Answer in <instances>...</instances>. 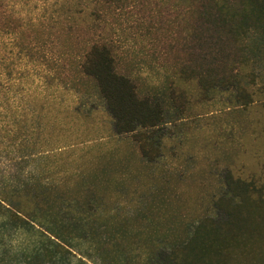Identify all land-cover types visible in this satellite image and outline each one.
Masks as SVG:
<instances>
[{"label": "rangeland", "instance_id": "1", "mask_svg": "<svg viewBox=\"0 0 264 264\" xmlns=\"http://www.w3.org/2000/svg\"><path fill=\"white\" fill-rule=\"evenodd\" d=\"M53 1L31 0L15 10L35 16L44 6L48 14ZM108 21L117 71L129 73L140 95L160 103L164 119L114 133L96 84L78 70L86 35L35 28L31 37L14 38V60L24 42L35 48L28 62L11 63L10 77V53H0V264H110L95 244L114 260L137 249L141 257L130 264H160L147 254L181 245L201 218L215 216L212 201L224 192L225 174L264 183V102L241 105L220 88L203 96L193 84L184 86L191 95L171 97L177 27L172 12L155 0L115 10ZM37 57L41 64L31 60ZM140 144L153 161L141 156ZM35 189L93 200L95 206L82 211L91 216L78 226L88 221L83 227L98 231L94 246L80 241L63 251L44 238L42 217V224L13 217V192ZM59 214L62 222L72 215L68 206Z\"/></svg>", "mask_w": 264, "mask_h": 264}, {"label": "trees", "instance_id": "2", "mask_svg": "<svg viewBox=\"0 0 264 264\" xmlns=\"http://www.w3.org/2000/svg\"><path fill=\"white\" fill-rule=\"evenodd\" d=\"M142 1L145 0H54L48 14L43 6L44 11L32 16L15 10V6L27 9L31 0H0V38L8 36L10 39L9 44H0V53H10L16 41L13 43V39L31 37L35 28L52 30L57 36L62 33L72 38L86 35L78 70L96 84L112 117L114 133L128 134L137 127L157 126L164 119L160 103L149 95H140L137 82L129 73L117 71V46L107 39L108 20L113 12L128 5L137 6ZM155 1L172 12L177 27L175 75L169 80L171 97L191 95L184 86L193 84L203 96L220 88L231 90L241 105L259 99L264 102V0ZM36 4L33 10L38 8ZM33 48L32 44L24 42L15 60L10 53L6 77L12 74L9 66L13 61L14 64L21 60L28 62ZM31 60L42 62L38 57ZM256 79L261 81L258 87ZM3 92L8 101V92ZM138 147L147 161L155 159L144 144ZM223 188L224 192L212 201L215 216L201 218L181 245L166 251L152 250L146 260L156 255L160 264H264V183L228 172ZM39 191V194L37 189L33 193L14 191L13 217L45 223L44 238L63 251H67L65 245L80 241L93 247L98 231L83 227L85 223L90 224L88 221L78 226L81 220L91 216L82 211L94 207L93 200L43 196L42 190ZM62 206H68L72 213L64 222L59 214ZM37 216L43 218L42 223ZM95 246L97 255L110 264H130L141 257L140 251L132 249L134 254L130 250L124 259L114 260L108 257L105 246ZM52 253L49 252L50 257Z\"/></svg>", "mask_w": 264, "mask_h": 264}]
</instances>
